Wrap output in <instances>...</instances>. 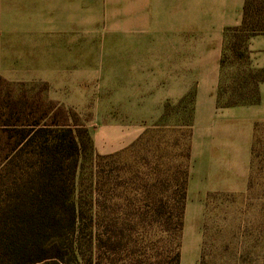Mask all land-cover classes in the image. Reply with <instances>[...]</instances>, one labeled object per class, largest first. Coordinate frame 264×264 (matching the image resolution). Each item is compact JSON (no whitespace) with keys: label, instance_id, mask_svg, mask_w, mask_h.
<instances>
[{"label":"trees","instance_id":"16d2710c","mask_svg":"<svg viewBox=\"0 0 264 264\" xmlns=\"http://www.w3.org/2000/svg\"><path fill=\"white\" fill-rule=\"evenodd\" d=\"M258 35H264V0H245L240 24L224 30L217 109L260 104L264 68L252 66L249 49ZM196 94L192 87L177 102L167 100L158 123L107 155L95 151L84 124L59 122L39 94L31 100L24 92L8 94L0 106V264L84 259L79 246L86 229L90 264H118L122 255L134 260L137 246L138 264H180ZM178 113L184 130L175 124ZM119 188L126 207L107 206V199L122 197L110 193ZM131 192L139 206L129 209ZM148 236L152 250L143 244Z\"/></svg>","mask_w":264,"mask_h":264},{"label":"rangeland","instance_id":"374dc122","mask_svg":"<svg viewBox=\"0 0 264 264\" xmlns=\"http://www.w3.org/2000/svg\"><path fill=\"white\" fill-rule=\"evenodd\" d=\"M119 8L116 2L103 5L102 0H0V106L8 94L24 92L28 100L39 94L45 105L54 107L47 109L50 113L60 114L59 122L74 124L75 120L88 128L98 154L93 136L108 126L127 120L147 123V128L158 123L161 115L151 120L154 114L148 110L127 118L119 115L122 105L136 103L131 100L138 98L135 87L140 80L134 78L137 51L142 52L151 37V30L136 31L133 19L121 20ZM234 70L230 67L227 72ZM141 87L145 89L137 86ZM184 117L178 113L174 118L182 130ZM204 128V122H197V135ZM216 142L220 140L213 141V147L207 143L190 169L180 264H264V126L256 131L250 180L244 192L216 194L225 188L237 189L236 180L245 172L244 164L234 159L217 162ZM234 145L241 147L242 143ZM192 148L193 137L191 155ZM125 159L131 161L130 154ZM110 193L122 197L107 199V206L126 207L122 188ZM129 198V209L139 206L135 192ZM88 232L84 231L79 246L84 259L71 255L65 259L67 264H90ZM143 244L152 250L153 237L148 236ZM141 258L137 246L134 260L122 255L118 264H138L136 260Z\"/></svg>","mask_w":264,"mask_h":264},{"label":"crops","instance_id":"0c3cea01","mask_svg":"<svg viewBox=\"0 0 264 264\" xmlns=\"http://www.w3.org/2000/svg\"><path fill=\"white\" fill-rule=\"evenodd\" d=\"M102 1L103 5L118 3L121 20L133 19L136 31L151 30L150 44L143 46L142 52L138 50L136 56L139 63L136 67L138 74L134 78L140 81L134 87L138 98L131 100L136 102L134 106H128L127 103L122 105L119 115L127 118L128 115L134 116L138 112L143 114L144 110H148L154 114L151 118L153 120L161 115L167 100L178 101L193 86L196 87L192 170L193 160L200 156L207 143L213 147V141L220 140L215 144L217 162L234 159L244 164L245 172L236 180L239 184L237 189L232 187L216 192L246 191L254 157L252 149L256 131L264 126V84L260 86L259 105L216 108L224 30L240 24L245 0ZM249 49L252 66L264 68V35L253 37ZM121 76L123 79L122 72ZM131 85H135V82ZM138 85L145 86V89H138ZM138 101L143 103L139 104ZM199 121L205 124L200 136L195 132V124ZM147 126L144 122L132 123L128 120L108 126L105 132L93 136L96 148L103 155L122 150L133 143ZM215 135L218 139L214 138ZM238 141L242 143L241 147L234 145ZM241 154L244 159H239Z\"/></svg>","mask_w":264,"mask_h":264}]
</instances>
